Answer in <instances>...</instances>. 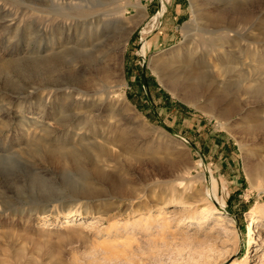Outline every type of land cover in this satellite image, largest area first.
I'll list each match as a JSON object with an SVG mask.
<instances>
[{"label":"rangeland","instance_id":"rangeland-1","mask_svg":"<svg viewBox=\"0 0 264 264\" xmlns=\"http://www.w3.org/2000/svg\"><path fill=\"white\" fill-rule=\"evenodd\" d=\"M263 30L264 0H0V264H264Z\"/></svg>","mask_w":264,"mask_h":264},{"label":"bare ground","instance_id":"bare-ground-1","mask_svg":"<svg viewBox=\"0 0 264 264\" xmlns=\"http://www.w3.org/2000/svg\"><path fill=\"white\" fill-rule=\"evenodd\" d=\"M67 17V16H66ZM221 19V17H220ZM219 19V20H220ZM221 23V26L219 28V34H220V37L222 39L221 41V48H226V44L228 42V40L230 39H240V40H244L245 41V44L244 46L246 48H248V46H250V50L252 49L251 45H253L254 41H250V38H246L249 34H247L252 27H245V25H248V21H247V17L246 16H242V17H237L236 18V22H233L231 21L230 19H228L227 21H221L219 22ZM233 23H237L238 27L236 26L234 28L235 25H233ZM253 26V25H252ZM264 31V30H263ZM262 31V32H263ZM250 33V32H249ZM252 34V33H251ZM250 34V35H251ZM249 35V36H250ZM253 38V37H251ZM254 39V38H253ZM263 39H264V33H263ZM264 45V44H263ZM228 50V48H227ZM254 51V50H253ZM142 52L144 53L145 52V46L143 47V50ZM226 52V51H225ZM223 53L222 56H224V58L227 56V53ZM263 53V59H262V64L264 65V51L262 52ZM235 61V60H234ZM232 61V62H234ZM230 62V61H229ZM246 68L243 67V70L247 73H249V71H253V68H254V60H253V54H252V51H249V53L247 54V63L245 64ZM209 69H211L209 72L214 76V70L212 69L211 66H208ZM231 71L228 67H227V71ZM208 72V71H207ZM97 75H100L104 80H109V79H112V77L119 79V76L117 75V70L114 72L113 69L111 70V68H107V67H100V69H97L94 76L93 74L91 73V76L89 77L88 79V85L89 87H94V85L96 84V81H95V78ZM251 75V74H250ZM217 82H220V80H217ZM224 83V80L221 81ZM120 86V85H118ZM123 86V85H121ZM76 95H81V96H89L91 97L92 96V93H88V92H83L81 90H77L75 92H70L69 94H67V96L72 100V98H75ZM121 121H123L121 119ZM122 125V124H121ZM118 127V126H117ZM254 130V128L252 129V131ZM106 142H109L110 140L106 139L105 140ZM55 158L57 160H60V161H63L64 159V154L62 153H57L55 154ZM255 173L256 175L261 178V179H264V164L262 165H259L256 167L255 169ZM212 186H213V191H212V196L210 197V199L212 201H217L218 200V197H217V194H216V184H215V181L212 182ZM144 192V191H143ZM209 195V194H208ZM218 203V202H217ZM72 216H74L73 212H70L68 214V217L71 218ZM206 216H211L210 212H207V215ZM215 218V217H214ZM200 226V225H198Z\"/></svg>","mask_w":264,"mask_h":264},{"label":"crops","instance_id":"crops-1","mask_svg":"<svg viewBox=\"0 0 264 264\" xmlns=\"http://www.w3.org/2000/svg\"><path fill=\"white\" fill-rule=\"evenodd\" d=\"M161 0H157V15L159 14V9L161 7Z\"/></svg>","mask_w":264,"mask_h":264},{"label":"water","instance_id":"water-1","mask_svg":"<svg viewBox=\"0 0 264 264\" xmlns=\"http://www.w3.org/2000/svg\"><path fill=\"white\" fill-rule=\"evenodd\" d=\"M160 4H161V3H160ZM160 13H161V7H160V9H159V14H160ZM159 14H158V15H159Z\"/></svg>","mask_w":264,"mask_h":264}]
</instances>
